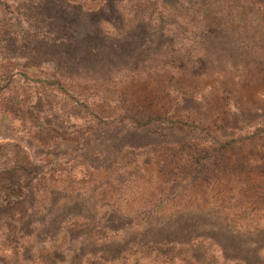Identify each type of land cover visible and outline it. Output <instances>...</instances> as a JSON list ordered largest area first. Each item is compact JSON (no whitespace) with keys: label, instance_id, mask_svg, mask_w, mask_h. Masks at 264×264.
<instances>
[{"label":"rangeland","instance_id":"obj_1","mask_svg":"<svg viewBox=\"0 0 264 264\" xmlns=\"http://www.w3.org/2000/svg\"><path fill=\"white\" fill-rule=\"evenodd\" d=\"M51 1L0 0V264H264V0Z\"/></svg>","mask_w":264,"mask_h":264},{"label":"trees","instance_id":"obj_2","mask_svg":"<svg viewBox=\"0 0 264 264\" xmlns=\"http://www.w3.org/2000/svg\"><path fill=\"white\" fill-rule=\"evenodd\" d=\"M62 14L58 15L57 20L53 17L51 36L54 42L57 40L55 48H58L66 63L71 65L76 62L85 65L100 63L109 66L128 54L123 42L113 43L112 39L107 38L100 28L97 17L87 14L83 18L76 13L62 17ZM62 33L64 34L61 36Z\"/></svg>","mask_w":264,"mask_h":264}]
</instances>
